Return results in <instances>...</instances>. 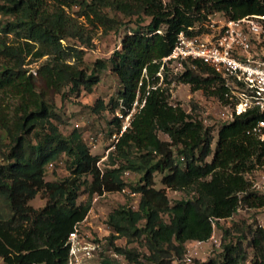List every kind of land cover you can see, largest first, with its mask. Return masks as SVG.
Returning a JSON list of instances; mask_svg holds the SVG:
<instances>
[{
  "label": "trees",
  "instance_id": "16d2710c",
  "mask_svg": "<svg viewBox=\"0 0 264 264\" xmlns=\"http://www.w3.org/2000/svg\"><path fill=\"white\" fill-rule=\"evenodd\" d=\"M73 5L78 6V16L104 31H117L124 25L123 18L136 17L135 28L120 39L109 60H97L91 69L82 68L83 52L68 43V39L84 42L78 25L62 8ZM106 9L122 17L111 16ZM214 13L228 19L264 15V0H0V16L8 19L0 24V35H11L19 43L16 48L0 43V53L13 58L12 64L0 65V98L3 94L18 98L21 113L8 120L0 113V130L10 141L0 164L3 264H63L67 237L86 218L94 194L124 190L127 171L141 174L139 184L132 187L140 196L137 208L118 207L106 220L111 229L108 245L127 264L181 262L186 242L208 241L218 221L233 219L240 210L253 211L252 220L239 219L222 229L220 254L191 264H264V230L256 226L264 195L251 189L245 178L264 166V141L250 134L260 112L252 108L229 123L204 127L180 106L170 105L168 88L159 84L161 72L163 83H170L162 60L177 35L191 34L190 27ZM146 18L149 21L144 24ZM44 57L32 72L30 66ZM108 65L120 85L116 100L109 102L111 110L125 114L137 95L143 106L124 131L114 118L120 135L108 153V166L101 169L99 157L90 153L79 130L66 136L51 121L58 117L35 93L33 82L37 76L56 91L64 87L71 93L81 88L91 91ZM182 67L179 82L224 100L221 78L211 67L198 60L184 61ZM101 108L99 103L94 111ZM31 132L33 141L28 138ZM158 132L168 140H161ZM62 156L69 160V176L45 181L46 167ZM155 173L162 174L163 188L154 187ZM88 176L90 182L83 179ZM84 185L87 199L77 204ZM166 189L189 190L193 196L170 205ZM39 193L45 204L35 209L29 201ZM119 238L127 243L142 239L147 253L116 246ZM113 263L102 260V264Z\"/></svg>",
  "mask_w": 264,
  "mask_h": 264
},
{
  "label": "rangeland",
  "instance_id": "374dc122",
  "mask_svg": "<svg viewBox=\"0 0 264 264\" xmlns=\"http://www.w3.org/2000/svg\"><path fill=\"white\" fill-rule=\"evenodd\" d=\"M168 1V0H165ZM48 2L49 6H52ZM51 8V7H50ZM65 13L70 16L78 25V30L82 34L84 42L77 39H68V43L72 46L78 47L83 52L82 61L83 67L91 69L97 60L108 61L114 50L119 47L120 39L128 33V31L136 26V17L123 18L124 25L117 31H104L101 26L88 22L85 18L77 15L78 6L73 5L71 8L62 7ZM106 11L109 15H116L122 17L120 13L113 12L108 9ZM209 16L212 18L224 17L221 13H214ZM8 19L0 16V24L6 22ZM149 19L144 20V24L148 23ZM165 28L162 27L163 31ZM4 42L6 46L16 48L19 43L14 42L13 37L0 35V43ZM46 57L33 63L30 68L32 72L36 67L45 61ZM29 58L26 59L28 61ZM3 63H13V58L4 56L0 53V65ZM37 65V66H36ZM169 84L163 83V72L159 73V84L162 87L168 88L170 94L169 104L173 106H180L187 113L196 118L204 127L218 124L217 112L213 107V97L204 95L200 91H192L188 84H184L177 80L178 75L183 67L178 62L171 61L167 64ZM34 91L47 104L50 109L58 117L57 120L51 119L54 124H57L60 132L64 135H69L74 129L81 132L82 138L89 148L93 156L99 157L98 166L105 169L109 163L107 158L108 153L112 150L113 144L120 135L114 123V118L120 120V131L125 122L124 118L120 116L122 111L116 109L111 110L110 100H116L120 85L116 76L112 73L110 65L107 66L99 74V81L94 85L91 91L80 89L77 93H71L68 87H64L59 91L49 88L45 85L43 79L34 77ZM102 103L103 108L99 112L94 109L97 105ZM20 101L15 96L10 94H3L0 98V113L2 118L14 119L15 115H20L17 112ZM216 129L212 132L213 141L211 148L215 147L216 143ZM158 137L161 140H168V137L158 132ZM28 138L33 141V132L28 135ZM10 145L9 139L4 132L0 130V164L2 163V154L7 151ZM211 156L207 157L206 161H210ZM68 158L66 156L60 157L58 161L46 167L44 176L45 181H60L69 176L67 169ZM162 174L155 173L153 175L154 187L156 189L163 188L161 185ZM123 178L126 182L124 190L121 192L103 193L101 195L94 194L91 201V208L82 223L78 225L79 234L86 241L93 242L98 245L96 253L87 258L81 256V264H102V260L108 258L112 260L113 264H127V261L122 255L116 254L112 247L108 245L111 229L107 226L106 220L108 214L114 209L126 206L133 209L137 208L139 202V194L134 193L132 187L140 182L141 174L127 171ZM86 182H90L91 178L88 176L83 178ZM85 185L81 188L77 197L76 203H84L87 199ZM166 195L169 199L170 205H173L178 200L189 199L193 196L189 190L172 191L166 189ZM45 199L41 193L37 194L29 205L38 209L43 207ZM253 211L240 210L237 216L233 219L220 220L213 227L211 238L206 242L188 241L185 243L186 255L181 262H173L172 264H191L193 261L204 262L211 258H215L221 252L220 240L222 229L230 228L233 222L239 219H244L245 222H250L253 217ZM165 221H168L167 216H163ZM234 235V234H233ZM116 246L124 248H135L140 253H147V250L142 239L127 243L125 238H119L114 241ZM246 245V241H244ZM252 253L248 250V260ZM189 259V260H187ZM0 264L2 260L0 259Z\"/></svg>",
  "mask_w": 264,
  "mask_h": 264
},
{
  "label": "built area",
  "instance_id": "2783aa9c",
  "mask_svg": "<svg viewBox=\"0 0 264 264\" xmlns=\"http://www.w3.org/2000/svg\"><path fill=\"white\" fill-rule=\"evenodd\" d=\"M191 34L180 32L169 55L162 62L198 60L219 75L225 89L224 100L213 97V107L218 110L217 123L226 124L236 115L256 108L261 118L250 134L264 141V15H246L238 19L207 16L201 23L190 27ZM143 106L138 95L131 107L120 114L125 122ZM250 188L264 195V166L245 174ZM256 226L264 230V206L257 210ZM67 259L63 264H81V256L91 257L98 245L84 240L75 226L65 242ZM189 260V259H187Z\"/></svg>",
  "mask_w": 264,
  "mask_h": 264
}]
</instances>
